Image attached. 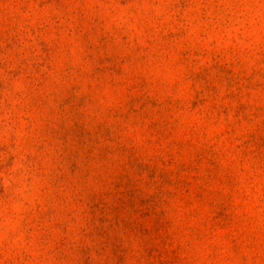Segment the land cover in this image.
I'll use <instances>...</instances> for the list:
<instances>
[{"label":"rangeland","instance_id":"1","mask_svg":"<svg viewBox=\"0 0 264 264\" xmlns=\"http://www.w3.org/2000/svg\"><path fill=\"white\" fill-rule=\"evenodd\" d=\"M0 264H264V0H0Z\"/></svg>","mask_w":264,"mask_h":264}]
</instances>
